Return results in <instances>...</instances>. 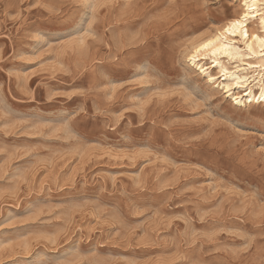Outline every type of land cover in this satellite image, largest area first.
I'll return each instance as SVG.
<instances>
[{
	"label": "rangeland",
	"instance_id": "obj_1",
	"mask_svg": "<svg viewBox=\"0 0 264 264\" xmlns=\"http://www.w3.org/2000/svg\"><path fill=\"white\" fill-rule=\"evenodd\" d=\"M242 12L0 0V264H264V101L188 60Z\"/></svg>",
	"mask_w": 264,
	"mask_h": 264
},
{
	"label": "bare ground",
	"instance_id": "obj_2",
	"mask_svg": "<svg viewBox=\"0 0 264 264\" xmlns=\"http://www.w3.org/2000/svg\"><path fill=\"white\" fill-rule=\"evenodd\" d=\"M238 1L242 2V14L230 19L214 33H210L206 38L193 44L191 52L188 54L189 58H186L200 71L199 73L207 75V83L218 84V88H221L228 96L237 94L238 97L235 100H240L238 102L240 104H243V99L247 100L248 97L250 99L247 100V103L254 104L264 101V73H262L264 71V43L261 42L264 41V35L252 31L248 22L250 20L260 21L264 30V13H261L260 0ZM237 20L241 22L243 28L237 27L236 35H233L231 31H225L230 29L233 21ZM245 30L247 36L243 34ZM253 36H256L257 39H252ZM239 44H243L247 51L243 52ZM207 56L213 59V65L208 66L202 63ZM246 58L256 59L250 62L246 61ZM225 60L228 64L231 62L230 65L235 64V66L230 68ZM214 69H217V73H214ZM253 83L258 86V92L255 91ZM237 89L238 92H236Z\"/></svg>",
	"mask_w": 264,
	"mask_h": 264
},
{
	"label": "snow or ice",
	"instance_id": "obj_3",
	"mask_svg": "<svg viewBox=\"0 0 264 264\" xmlns=\"http://www.w3.org/2000/svg\"><path fill=\"white\" fill-rule=\"evenodd\" d=\"M237 27L243 28V25H242L241 22L238 21V20H237V21H233L232 24H231L230 29H226L225 31H231V33H232L233 35H236V31H235V29H236ZM243 34H244L245 36H247V32H246V30L244 31ZM252 39H257V37H256V36H253ZM261 42L264 43V41H261Z\"/></svg>",
	"mask_w": 264,
	"mask_h": 264
}]
</instances>
